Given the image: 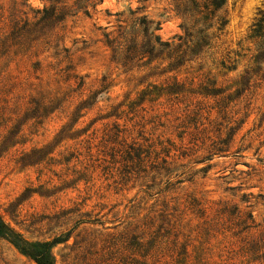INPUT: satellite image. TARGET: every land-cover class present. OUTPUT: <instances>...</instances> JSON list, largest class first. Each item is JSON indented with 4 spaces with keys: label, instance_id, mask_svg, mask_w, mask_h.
<instances>
[{
    "label": "rangeland",
    "instance_id": "1",
    "mask_svg": "<svg viewBox=\"0 0 264 264\" xmlns=\"http://www.w3.org/2000/svg\"><path fill=\"white\" fill-rule=\"evenodd\" d=\"M212 1L0 0V216L56 264H264V0Z\"/></svg>",
    "mask_w": 264,
    "mask_h": 264
},
{
    "label": "trees",
    "instance_id": "2",
    "mask_svg": "<svg viewBox=\"0 0 264 264\" xmlns=\"http://www.w3.org/2000/svg\"><path fill=\"white\" fill-rule=\"evenodd\" d=\"M227 0H213L212 5L216 10L221 9ZM159 43L161 39L158 37ZM137 46V45H136ZM154 50L144 51L145 54H153ZM132 149V148H131ZM43 151V150H37ZM0 240H5L12 244L20 253L33 260L36 264H56L52 255L53 247L63 242L65 239H55L52 242H29L17 233L0 216Z\"/></svg>",
    "mask_w": 264,
    "mask_h": 264
}]
</instances>
